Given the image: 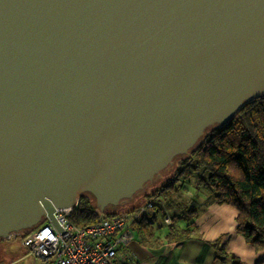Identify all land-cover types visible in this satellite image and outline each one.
Returning a JSON list of instances; mask_svg holds the SVG:
<instances>
[{
    "label": "water",
    "instance_id": "obj_1",
    "mask_svg": "<svg viewBox=\"0 0 264 264\" xmlns=\"http://www.w3.org/2000/svg\"><path fill=\"white\" fill-rule=\"evenodd\" d=\"M264 97V0H0V239L130 200Z\"/></svg>",
    "mask_w": 264,
    "mask_h": 264
},
{
    "label": "trees",
    "instance_id": "obj_2",
    "mask_svg": "<svg viewBox=\"0 0 264 264\" xmlns=\"http://www.w3.org/2000/svg\"><path fill=\"white\" fill-rule=\"evenodd\" d=\"M165 172L166 175L170 172L171 174L166 177ZM160 176H165V184L159 182L162 186L157 187L155 197L166 196V193L175 192L178 188L183 189L185 184L193 182L195 190L202 197L206 193L202 208L212 204L232 208L236 212L235 233L243 237L256 252L264 250V97L246 103L224 126L215 124L208 127L185 155L175 157L172 165L161 171L153 181ZM148 184L150 182L142 190ZM141 191L134 194L131 199H135ZM127 201L129 202L123 200L117 206H107L101 212L94 197L84 193L80 195L69 221L79 228L130 212L126 208L119 209V206L128 203ZM133 208L134 205H131L129 209ZM196 212L193 204L188 210L182 211L181 215L171 217L173 220L168 233L170 240L187 239L193 233L191 226ZM179 221L186 222V227H178ZM42 223L32 229L21 231L18 235L22 238ZM147 224L144 215L134 224L133 231L143 233L145 229L149 232ZM221 238L223 237L211 244L214 248L220 249L219 253L223 254L225 259L228 256L224 253L225 245H220ZM127 254L138 264L142 263L128 251ZM114 264L123 263L114 261ZM257 264H264V257Z\"/></svg>",
    "mask_w": 264,
    "mask_h": 264
},
{
    "label": "crops",
    "instance_id": "obj_3",
    "mask_svg": "<svg viewBox=\"0 0 264 264\" xmlns=\"http://www.w3.org/2000/svg\"><path fill=\"white\" fill-rule=\"evenodd\" d=\"M164 198L168 200L171 197ZM162 200V196L157 197L158 202ZM177 212H173L171 216H178ZM235 216V211L227 209L226 205L212 204L201 208L193 219L192 237L175 241L169 239L170 223L163 222L168 219L165 211L155 209L146 215L149 232H139L137 241L134 236L127 246L128 252L143 264H223L216 257L215 248L211 244L223 236L225 238L222 242L227 244V252L238 256L244 264H254L259 253L256 254L244 239L234 232ZM186 225V222H177L180 228H185ZM20 238L21 235L16 234L13 239H0V264H43L42 260L28 253L20 244Z\"/></svg>",
    "mask_w": 264,
    "mask_h": 264
},
{
    "label": "built area",
    "instance_id": "obj_4",
    "mask_svg": "<svg viewBox=\"0 0 264 264\" xmlns=\"http://www.w3.org/2000/svg\"><path fill=\"white\" fill-rule=\"evenodd\" d=\"M73 209L55 211L54 218L63 230L61 233L45 219L22 237L26 250L43 264H114V261L138 264L125 248L134 237L132 223L140 221L147 211L114 215L78 228L69 221Z\"/></svg>",
    "mask_w": 264,
    "mask_h": 264
},
{
    "label": "rangeland",
    "instance_id": "obj_5",
    "mask_svg": "<svg viewBox=\"0 0 264 264\" xmlns=\"http://www.w3.org/2000/svg\"><path fill=\"white\" fill-rule=\"evenodd\" d=\"M167 172L164 173V175L166 177H168L171 174V172H170V173H168L166 175ZM165 176L164 177L163 176L158 177L155 181H152L153 183L150 182V184H148L144 190H142V191L140 190L141 192L138 193V195L136 196L135 199H133V200H135L134 203H133V200L131 199V200H129V202L127 201L128 203L125 202L122 206H119V209H125L126 208V209H128V211H130V212H125L123 214L140 213L141 211H147L149 213V212H151V211H153L155 209H158L159 211L164 210L165 211V214H166V218H168V219L165 220V221L163 220V222L169 224L173 220L171 218L172 217L171 214H173V212L178 211L177 213H178V216H179V215L182 214V211L188 210V208L190 207V205L195 204V207H196V210H197V212L195 213V218H196L198 211L201 210V208H202L201 206L205 202V199L203 197H205L206 193H204V195L202 197L200 195V193H198V191L195 190V188L193 186L194 183L191 182L192 184H185V187L183 189H181V188L179 189L178 188V190L175 191V192L166 193L165 195L171 197L170 199L167 200L166 198H164V196H162V199L163 200L161 202H158L157 201V197L158 196L155 197L156 191H157V187L162 186L163 184H165V182H164L165 181ZM159 182L162 185H159ZM156 201H157V204H156ZM76 205H77V203L75 204L74 208L76 207ZM131 205H134L133 210L129 209L131 207ZM226 207H227V209H230L231 211H234L232 208H230L228 206H226ZM163 216L165 217V215H163ZM235 219H236V216H235ZM44 220L45 219L43 218L42 221H41V223ZM135 223L134 222L132 223L133 224V226H132L133 228H134V224ZM147 225L149 226V223ZM234 229H235V225H234ZM192 234L187 239H183V240H188L189 238L192 237ZM134 236H135V241H137L139 239V236L140 235H138L137 232H134ZM221 237H223V236H221ZM13 238L14 237H11V239H13ZM224 238L225 237L221 238V244L220 245L221 246L222 245H225L224 253H226L228 257L225 258V259H223V256L224 255L221 254V253H219L220 252L219 251L220 249L219 248H215L216 257L219 258L220 261H221V263H223V264H244V262L241 261V259L238 256L234 255L231 252H227V244L226 243L223 244V242H222V240ZM19 241H20V244L23 246L22 238H20ZM180 241H182V240H180ZM244 241H245V239H244ZM132 245H133V243H132ZM249 247H251V246H249ZM251 249L256 254L259 253L258 254V257H257V260L254 263V264H257V262L261 258L264 257V250H262L260 252H256L252 247H251ZM125 250L126 251H129L128 247H126Z\"/></svg>",
    "mask_w": 264,
    "mask_h": 264
}]
</instances>
